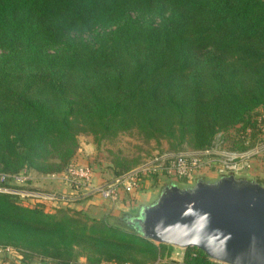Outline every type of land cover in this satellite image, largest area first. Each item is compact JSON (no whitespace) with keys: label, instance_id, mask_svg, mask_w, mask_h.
Returning <instances> with one entry per match:
<instances>
[{"label":"trees","instance_id":"16d2710c","mask_svg":"<svg viewBox=\"0 0 264 264\" xmlns=\"http://www.w3.org/2000/svg\"><path fill=\"white\" fill-rule=\"evenodd\" d=\"M259 107L264 0H0V174L66 175L79 132L134 128L204 150L234 129L243 144L263 134ZM18 200L0 191L9 264H222L192 247L172 258L132 228L139 208L90 217Z\"/></svg>","mask_w":264,"mask_h":264},{"label":"rangeland","instance_id":"374dc122","mask_svg":"<svg viewBox=\"0 0 264 264\" xmlns=\"http://www.w3.org/2000/svg\"><path fill=\"white\" fill-rule=\"evenodd\" d=\"M255 113L259 114L258 123H261L260 130L263 134L260 137H254L253 140L245 139L244 143L241 144L238 140V132H235L234 129L219 130L214 135L212 146L204 150H193L187 144H182L173 149L171 147L176 144V139L155 136L146 137L134 128L121 130L116 132L115 135H109L99 141H95V136L89 132H79L76 136L78 148L70 161L69 167L74 165L89 166L91 168L93 175L87 187L79 186L78 189H74L71 183L65 180V175L61 173L43 176L31 173L30 176H25L23 180L21 178L22 175H19L20 180L9 181V186L17 185L20 188H5L9 192L18 194L19 202L29 206L41 207L47 213H53L60 207L69 208L73 211L79 210L82 213L91 215L90 217H98L99 213L105 211L107 214L112 215H118L120 212H135L141 205L149 203L156 196L161 187L160 185H163L169 179L161 175V173L150 172L145 176L146 180H151L154 185V189L150 190L151 193L153 192L150 198H138L135 200L134 194L137 193V189L130 193H124L123 189H121L118 200L112 201L99 195L93 188L99 184L117 179L113 177L110 171L112 167L114 168L116 161L127 163L130 167L127 172L121 175L123 176L134 170L149 166L153 167L161 156H172L181 152L202 151H211L213 152L211 154L220 158V160L229 158V156H225L220 152L243 154L249 160V167L241 170L240 176L251 178L264 185V107L257 108ZM240 144L246 146V149H236L240 147ZM218 163H213V165L211 163L207 167L205 166L208 169L200 173L201 176L211 180L210 176L219 173ZM24 180L29 182L26 183ZM173 181L181 186L189 185L193 182L192 180L184 179ZM129 203L132 205L128 208ZM93 214L96 215L94 216ZM181 250L175 247L171 257L179 260L182 253ZM80 258L84 259L83 257H78L77 259ZM9 262V260L0 259V264H9Z\"/></svg>","mask_w":264,"mask_h":264},{"label":"water","instance_id":"95a60500","mask_svg":"<svg viewBox=\"0 0 264 264\" xmlns=\"http://www.w3.org/2000/svg\"><path fill=\"white\" fill-rule=\"evenodd\" d=\"M168 180L129 220L142 237L222 264H264V185L231 172Z\"/></svg>","mask_w":264,"mask_h":264},{"label":"built area","instance_id":"2783aa9c","mask_svg":"<svg viewBox=\"0 0 264 264\" xmlns=\"http://www.w3.org/2000/svg\"><path fill=\"white\" fill-rule=\"evenodd\" d=\"M211 151L202 152H189V153H176L169 156H161L157 163L153 167H145L142 169L131 171L111 183L99 184L94 187L93 190L104 198H109L112 201H116L119 198V192L123 191L130 193L134 189L140 188L146 181L145 176L152 173H158L168 178L169 180H191L196 173L205 172L209 164L218 163V175L231 172L240 176L241 170L245 167H249V160L244 157L243 154H231L220 152L223 155L229 156V158L222 159L214 157ZM215 161V162H214ZM210 165V166H211ZM22 180L25 178L24 171L22 172ZM19 175L0 174V182L7 178H12L15 181L20 180ZM93 172L89 166H74L71 165L66 170L65 180L74 184L75 187L79 186L87 187L92 179ZM149 176V175H148ZM145 179V180H144ZM0 191H8L0 187ZM180 249V248H179ZM4 252H8L9 248L3 249ZM182 253L180 254V258ZM39 264H45V262H39ZM77 264H90L85 259H78ZM96 264H116L113 262H100Z\"/></svg>","mask_w":264,"mask_h":264},{"label":"crops","instance_id":"0c3cea01","mask_svg":"<svg viewBox=\"0 0 264 264\" xmlns=\"http://www.w3.org/2000/svg\"><path fill=\"white\" fill-rule=\"evenodd\" d=\"M201 173V172H200ZM200 173H196L195 174V177H193L191 180H193V179H195L196 177H199V176H201V174ZM210 173V172H209ZM207 176H208V173H207ZM216 176H217V174L216 175H214V176H210L212 179H214V178H216ZM154 185H153V183H152V181L151 180H146L145 181V183L140 187V188H138L137 189V193L136 194H134L135 196V200H137L138 198H150L151 197V195H152V193L150 192V190H152V189H154V187H153ZM161 186V185H160ZM139 190V191H138ZM124 193H126L125 191H123ZM147 198V199H148ZM132 205V204H131ZM180 260V259H179Z\"/></svg>","mask_w":264,"mask_h":264}]
</instances>
